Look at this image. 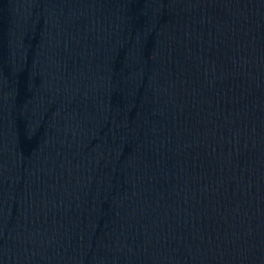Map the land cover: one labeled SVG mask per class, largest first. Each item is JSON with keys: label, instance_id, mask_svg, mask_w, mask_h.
<instances>
[{"label": "water", "instance_id": "1", "mask_svg": "<svg viewBox=\"0 0 264 264\" xmlns=\"http://www.w3.org/2000/svg\"><path fill=\"white\" fill-rule=\"evenodd\" d=\"M0 264H264V0H0Z\"/></svg>", "mask_w": 264, "mask_h": 264}]
</instances>
